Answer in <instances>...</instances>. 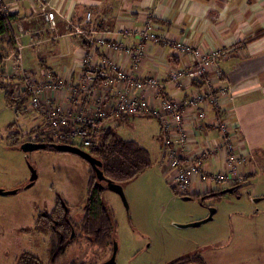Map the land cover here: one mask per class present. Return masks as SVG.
Returning <instances> with one entry per match:
<instances>
[{
	"label": "rangeland",
	"instance_id": "1",
	"mask_svg": "<svg viewBox=\"0 0 264 264\" xmlns=\"http://www.w3.org/2000/svg\"><path fill=\"white\" fill-rule=\"evenodd\" d=\"M23 65L40 73L34 66ZM7 68L12 72L11 64ZM6 70L2 63L0 189L17 192L0 195V264H17V257L24 253L38 258L41 264L107 262L113 241L109 247L101 248L82 236L63 253H58L64 244H58L54 233L45 235L32 229L39 215L50 213L56 202L64 212H69L72 222L80 221L90 165L71 153L37 150L26 158L20 150L8 148L7 135L16 134L22 140V134L38 129L40 120L35 122L30 113L16 114L6 106L5 91L13 100L22 91L21 84H16L19 80L10 77ZM6 74L9 78L2 82ZM224 105L221 107L225 111ZM110 127L118 138L135 141L145 148L151 161L149 169L123 186L126 204L107 187L102 190L101 201L114 224L113 239L117 246L114 264H171L186 256L202 257L204 264H264V258L259 256L264 252V199L261 198L264 171L258 172L252 183L255 187L233 186L236 193L224 194L220 199L200 196V205L194 198L183 200L185 196L174 192V183L162 176L156 139L158 127L154 119L128 118L111 122ZM246 166L242 168L243 173ZM30 169L35 170L37 177L25 188ZM210 210H214L210 221L197 227H179L205 220Z\"/></svg>",
	"mask_w": 264,
	"mask_h": 264
},
{
	"label": "crops",
	"instance_id": "2",
	"mask_svg": "<svg viewBox=\"0 0 264 264\" xmlns=\"http://www.w3.org/2000/svg\"><path fill=\"white\" fill-rule=\"evenodd\" d=\"M0 7L14 16L11 25L14 37L24 47L23 63L36 67L39 72H51L72 85L81 76L80 61L89 46L82 38L65 34V26L81 25L86 13L91 14L92 21L87 29L103 34L106 43L123 48L134 49L140 44L135 31L151 21L156 33L169 41L179 40L203 51H224L227 55L217 64L220 75L216 76L217 70L212 68L209 79L215 89L229 88L232 97L231 102L224 105L225 115L234 125L239 146L250 153L244 169L243 188L256 186L253 181L258 172L264 171V0H0ZM45 10L56 12L57 31L50 30L43 21ZM120 29L130 32L129 36L124 37ZM142 46V57L135 66L125 52H114L101 45H97V51L93 53L94 62L99 65L102 58H107L132 81L145 83L153 79L161 83L163 87L159 89L144 86L140 94L153 107L163 96L184 101L202 88L195 82L184 81L177 85L167 81L170 72L189 62L188 58L179 57L171 45L148 41ZM10 53L3 59L6 73H9L7 64H12ZM125 85L120 83L117 88L105 91V104L115 101L117 90ZM98 94H101L99 87L95 90V95ZM80 99L88 101L84 97ZM88 103L89 109L93 102L89 100ZM61 104L75 108L72 101L63 99ZM204 109L206 117L200 123L195 111L184 107L183 119L192 153L211 140H218L212 127L215 112L211 108ZM118 120L122 119L113 122ZM156 139L160 148L158 131ZM159 161L162 176L168 182V168L161 162V157ZM225 189L227 187L212 182H194L190 194L203 196ZM261 198L264 199V195ZM262 242L264 244V239ZM259 256L264 258V252Z\"/></svg>",
	"mask_w": 264,
	"mask_h": 264
},
{
	"label": "built area",
	"instance_id": "3",
	"mask_svg": "<svg viewBox=\"0 0 264 264\" xmlns=\"http://www.w3.org/2000/svg\"><path fill=\"white\" fill-rule=\"evenodd\" d=\"M1 10L9 14L5 8ZM42 19L50 30L57 31L58 17L55 11L45 10ZM91 23V14L86 13L81 25L65 26V34L76 35L90 46L80 61L83 69L78 82L74 85L64 82L61 77L51 72L38 73L25 68L24 47L15 38L14 49L10 53L12 72L10 68L9 74L10 77L19 80L16 84H21L22 91L18 96L26 99L25 112L36 118L33 121L40 120L38 129L26 133L27 135L22 134L20 141L33 143L40 141L74 147L81 145L86 149H92L99 142L95 134L101 130H109L108 127L114 120L152 118L158 126L161 162L168 168L170 173L168 179L174 183L173 190L178 195L189 197L193 195L190 194V189L194 182L201 184L212 182L227 189L241 184L243 186L242 168L249 162L248 152L239 146L233 131L234 125L230 124L227 114L225 115L226 109L224 111L221 107L226 102H231L232 96L228 87L221 86L215 89L209 79L212 68L214 71L217 70L216 76L220 75L217 64L227 54L221 50L210 52L199 50L179 40L169 41L156 33L151 21L145 22L143 27L135 31L140 44L134 49L123 48L106 43L103 34H96L87 29ZM120 33L128 37L130 32L120 29ZM148 41L171 45L179 57L188 58L189 62L186 65L179 66L168 74L166 79L169 83L181 85L184 81L195 82L202 88L190 94L184 101L163 96L159 99V104L153 107L140 94L144 86L159 89L163 87L161 83L153 79L145 83L132 81L123 70L107 58H102L99 65L94 62L93 53L97 51V45H101L114 52H125L131 56L135 66L142 57V43ZM7 78L9 76L6 74L1 81L4 82ZM9 83L7 81V85ZM120 83H125V87L117 90L115 101L105 104V91L117 88ZM98 87L101 94L96 96L95 90ZM130 88L136 91H131ZM81 97L88 101L79 100ZM63 99L66 102L72 101L75 108L63 106L61 104ZM89 100L93 103L88 109ZM184 107L193 109L200 123H203L206 117L204 108L213 109L215 113L212 127L217 132L218 140H211L192 153L191 140L183 119Z\"/></svg>",
	"mask_w": 264,
	"mask_h": 264
},
{
	"label": "trees",
	"instance_id": "4",
	"mask_svg": "<svg viewBox=\"0 0 264 264\" xmlns=\"http://www.w3.org/2000/svg\"><path fill=\"white\" fill-rule=\"evenodd\" d=\"M13 21L14 16L5 14L0 7V65L3 63V59L14 49L15 37L11 25ZM86 44L89 46L87 42ZM0 90L4 91V87L0 86ZM4 95L7 107L13 108L16 114L22 115L25 113V98L20 100L18 96L15 98L16 100L18 99L17 101L13 100L14 98L7 91L4 92ZM123 120L127 119L122 118L121 121ZM9 127H14V125ZM95 137L99 142L92 149L77 145V148L86 150L92 157L101 162L100 169L103 175V182L101 183L96 178L93 166L90 165L86 185L85 207L80 221L78 223L71 222L68 215H64V209L61 204L56 202L54 210L50 213L39 215L32 228L35 232L45 235L49 232L54 233L58 244H64L63 247L58 249V253H63L69 245H72L82 236L101 248L109 247L112 241L114 242V224L101 201V193L102 190L106 189V182L123 187L139 177L151 166L147 150L135 141L118 138L111 129L107 131L101 130L95 134ZM7 139L10 150H19L21 141L16 134L7 135ZM37 143L43 145L52 144L40 141H37ZM43 151L56 152L48 148ZM101 184L103 187H100ZM236 190L232 194L236 193ZM203 196L220 199L224 195L207 193ZM190 197L196 199L202 205L200 196L190 195ZM72 231L74 233L73 237H71ZM16 262L17 264H41L38 258L27 253L20 254ZM171 264H204V262L200 257L189 258L186 256L173 261Z\"/></svg>",
	"mask_w": 264,
	"mask_h": 264
},
{
	"label": "water",
	"instance_id": "5",
	"mask_svg": "<svg viewBox=\"0 0 264 264\" xmlns=\"http://www.w3.org/2000/svg\"><path fill=\"white\" fill-rule=\"evenodd\" d=\"M46 148L51 149V150H55L56 152L59 151V152L71 153V154L79 156L81 159H83L87 163H89V165L93 166L97 180L99 182L103 181V175H102V172L100 169L101 168V162L99 160L95 159L94 157H92L85 150H82L80 148L70 146V145H64V144H49V145L45 144V145H43V144L33 143V142H21L19 145V150L25 154L26 158L29 156V153H31L33 151H37V150H44ZM30 172H31V175L29 178V182L25 188H29L33 184V182L35 181V179L37 177L35 170L30 169ZM106 187L110 191L116 193L121 198V200L124 202V204H126L123 189L120 185H117V184H114L111 182H106ZM235 189L236 188H228V189H225V190L218 192L217 194H220V195L232 194ZM16 192L17 191H15V190L3 191L0 189V195H12ZM189 199H191V197H189V196L183 197V200H189ZM255 201H257V200H255ZM213 213H214V210H210L209 216L205 220H202V221L196 222V223H192V224H188V225H180L179 227H181V228L197 227L203 223L210 221ZM116 249H117L116 243L113 242L111 257L107 262H105L103 264H114Z\"/></svg>",
	"mask_w": 264,
	"mask_h": 264
},
{
	"label": "flooded vegetation",
	"instance_id": "6",
	"mask_svg": "<svg viewBox=\"0 0 264 264\" xmlns=\"http://www.w3.org/2000/svg\"><path fill=\"white\" fill-rule=\"evenodd\" d=\"M101 187H103L102 185H101ZM55 207V206H54ZM54 207L50 210V212L51 211H53L54 210ZM84 207H85V204H84ZM84 212V211H83ZM65 214H67L68 215V217H69V214H68V211L67 212H64V215ZM70 219V218H69ZM71 221V220H70ZM72 222V221H71ZM74 236V233H73V231L71 232V237H73Z\"/></svg>",
	"mask_w": 264,
	"mask_h": 264
}]
</instances>
